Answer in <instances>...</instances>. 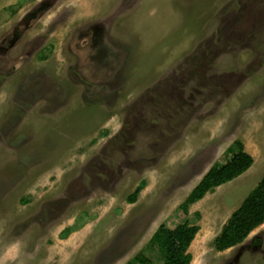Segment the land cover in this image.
I'll use <instances>...</instances> for the list:
<instances>
[{
  "label": "rangeland",
  "instance_id": "obj_1",
  "mask_svg": "<svg viewBox=\"0 0 264 264\" xmlns=\"http://www.w3.org/2000/svg\"><path fill=\"white\" fill-rule=\"evenodd\" d=\"M263 174L264 0H0V264H162L184 221L191 264H264V224L213 248Z\"/></svg>",
  "mask_w": 264,
  "mask_h": 264
},
{
  "label": "trees",
  "instance_id": "obj_2",
  "mask_svg": "<svg viewBox=\"0 0 264 264\" xmlns=\"http://www.w3.org/2000/svg\"><path fill=\"white\" fill-rule=\"evenodd\" d=\"M232 147L236 151L231 158L223 165L211 168L179 206L184 214L188 213L189 206L202 200L208 192L238 178L252 166L253 159L244 151L240 142H234ZM142 189L141 184L134 190L132 196L127 198V202L133 204ZM263 224L264 174L222 227L220 234L213 241L214 250L220 253L242 244L250 233ZM198 231V226L187 221L173 229L161 225L150 241L161 254L162 264H191L192 256L189 253V247ZM134 262L144 264L141 260Z\"/></svg>",
  "mask_w": 264,
  "mask_h": 264
},
{
  "label": "crops",
  "instance_id": "obj_3",
  "mask_svg": "<svg viewBox=\"0 0 264 264\" xmlns=\"http://www.w3.org/2000/svg\"><path fill=\"white\" fill-rule=\"evenodd\" d=\"M81 4H82V3H80V2L78 3L79 6H80Z\"/></svg>",
  "mask_w": 264,
  "mask_h": 264
}]
</instances>
